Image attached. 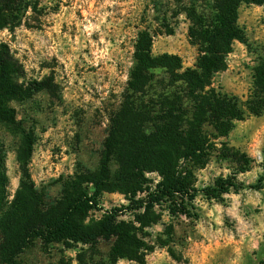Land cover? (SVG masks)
I'll use <instances>...</instances> for the list:
<instances>
[{
  "label": "rangeland",
  "instance_id": "rangeland-1",
  "mask_svg": "<svg viewBox=\"0 0 264 264\" xmlns=\"http://www.w3.org/2000/svg\"><path fill=\"white\" fill-rule=\"evenodd\" d=\"M21 25L0 31V45L9 46L25 69V81L52 82L51 89L23 102H12L18 127H0V154L8 177V202L13 203L22 180L18 154L32 141L29 174L45 204L73 198L72 183L100 169L110 120L119 110L134 66L139 33L153 36L155 57L174 53L185 68H194L199 48H191L192 25L187 11L211 14L213 0H27ZM239 24L249 48L236 43L228 70L214 87L245 105L253 92V69L264 58V6L243 5ZM204 167L184 165L188 188L198 191L194 201L166 199L142 224L135 215L118 218L134 228L142 243L143 264H264V112L236 122ZM113 175L118 167L112 164ZM185 170H188L185 172ZM152 184L162 179L147 175ZM220 180L243 188L219 200L202 191ZM144 198L139 195L136 199ZM118 192L105 193L99 209L82 219L93 226L110 212L129 206ZM81 221V220H80ZM114 240L85 246L43 245L34 241L18 257L19 264H112ZM0 264L4 263L0 251ZM116 264H140L127 259Z\"/></svg>",
  "mask_w": 264,
  "mask_h": 264
},
{
  "label": "trees",
  "instance_id": "trees-1",
  "mask_svg": "<svg viewBox=\"0 0 264 264\" xmlns=\"http://www.w3.org/2000/svg\"><path fill=\"white\" fill-rule=\"evenodd\" d=\"M243 5L263 7L264 0H213L211 14L187 11L192 23L188 38L199 48L194 68H185L179 56L152 53L153 36L139 33L134 66L119 110L110 120L100 169L72 183L74 196L66 203L45 204L29 174L32 141H24L18 154L22 180L13 203L8 202V177L0 154V251L4 263L19 264L18 257L39 240L43 245L89 246L100 240H114L112 264L127 259L143 264L138 254L142 243L134 228L118 218L136 216L143 225L146 217L166 199L192 202L198 193L188 188L184 165L204 167L215 153H222L236 122L264 112V58L253 69V92L245 105L235 96L214 87L215 78L228 70V57L234 45L249 48L246 30L239 24ZM27 0H0V31H14L21 25ZM25 69L6 44L0 45V127H18L12 102H23L49 91L50 80L25 81ZM118 167L113 175L112 164ZM188 170H185L187 172ZM162 179L152 184L148 174ZM264 179L250 189L260 190ZM243 187L231 180H220L204 189L208 198L219 200L231 190ZM124 195L129 206L110 212L101 222H82L88 212L99 209L105 193ZM139 195L144 198L136 201ZM81 220V221H80ZM81 264H84L83 262Z\"/></svg>",
  "mask_w": 264,
  "mask_h": 264
},
{
  "label": "crops",
  "instance_id": "crops-1",
  "mask_svg": "<svg viewBox=\"0 0 264 264\" xmlns=\"http://www.w3.org/2000/svg\"><path fill=\"white\" fill-rule=\"evenodd\" d=\"M240 44V43H239ZM189 45L191 46V48H193V50H195L194 48H196V46H193L191 43H189ZM241 45V44H240ZM170 55H175V56H178L177 54H174V53H170Z\"/></svg>",
  "mask_w": 264,
  "mask_h": 264
}]
</instances>
